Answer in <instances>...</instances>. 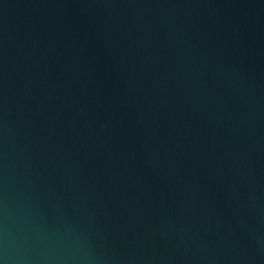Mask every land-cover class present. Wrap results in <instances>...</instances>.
Masks as SVG:
<instances>
[{"label": "water", "instance_id": "water-1", "mask_svg": "<svg viewBox=\"0 0 264 264\" xmlns=\"http://www.w3.org/2000/svg\"><path fill=\"white\" fill-rule=\"evenodd\" d=\"M0 264H264V0H0Z\"/></svg>", "mask_w": 264, "mask_h": 264}]
</instances>
